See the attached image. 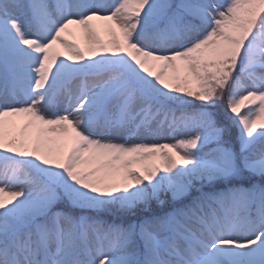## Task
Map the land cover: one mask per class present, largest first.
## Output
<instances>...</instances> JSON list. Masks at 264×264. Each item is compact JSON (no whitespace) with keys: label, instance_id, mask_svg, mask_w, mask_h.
Masks as SVG:
<instances>
[{"label":"snow or ice","instance_id":"1","mask_svg":"<svg viewBox=\"0 0 264 264\" xmlns=\"http://www.w3.org/2000/svg\"><path fill=\"white\" fill-rule=\"evenodd\" d=\"M257 141L264 0H0V264H264Z\"/></svg>","mask_w":264,"mask_h":264},{"label":"trees","instance_id":"2","mask_svg":"<svg viewBox=\"0 0 264 264\" xmlns=\"http://www.w3.org/2000/svg\"><path fill=\"white\" fill-rule=\"evenodd\" d=\"M218 111L221 112V113L224 112V105L223 104L218 106ZM225 120L227 122V127H228V133L226 134V139L230 140V142L236 147L235 143H236L237 137L235 138V136H236V134L239 133V128H238V126L235 123H233L231 121L230 118L225 117ZM170 207H171V205H169L164 210H168ZM152 210L154 212H160L161 211V207L159 205L153 204L152 205ZM103 218L108 220L110 223L111 222H115V223L124 222L123 218H118V217L112 216L110 214H105ZM132 219H135V217H132Z\"/></svg>","mask_w":264,"mask_h":264},{"label":"rangeland","instance_id":"3","mask_svg":"<svg viewBox=\"0 0 264 264\" xmlns=\"http://www.w3.org/2000/svg\"><path fill=\"white\" fill-rule=\"evenodd\" d=\"M109 3L112 2V0H108ZM63 106V105H62ZM179 133H170L168 131H165L162 135L158 136V137H148V139L150 140V142H168V143H171L173 141V138H179ZM238 136H239V133L236 134L235 138L237 137V140H236V148L239 147V140H238ZM123 137H116V139H122ZM144 138L143 134L138 137V139H142ZM262 144H264V141H257V144L254 145L255 148H259ZM155 204V203H154Z\"/></svg>","mask_w":264,"mask_h":264}]
</instances>
